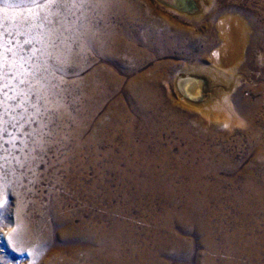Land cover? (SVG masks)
<instances>
[{"label": "bare ground", "instance_id": "1", "mask_svg": "<svg viewBox=\"0 0 264 264\" xmlns=\"http://www.w3.org/2000/svg\"><path fill=\"white\" fill-rule=\"evenodd\" d=\"M27 1L13 0L14 3H18L19 5ZM141 1L99 0L96 6L89 10L87 17L82 21L83 28L81 29L80 39L78 41L69 40L68 46H60L55 50L57 62L59 64L77 67V69L72 68L74 71L80 72L81 70L87 69V64L97 57L108 60L111 63V70L104 67L94 69L82 84L89 87V89H85L87 93H95L96 91L100 95H103L104 92L108 93V90L111 91V96L115 99L114 105L111 106V131L115 127L122 125L130 130V132H133L134 128H136L135 126L140 125L143 128V132L139 137L143 141L142 148L144 149L153 146L157 151L160 150L163 146L160 142L163 136H178L181 141L185 142V147H180L176 155L171 154L172 147L166 149V155H151L145 167H139L138 162L135 160L130 163L124 152L126 170L122 169L123 167L121 168L123 158L118 159L111 152V172L119 174L116 180L125 186L126 191H131L130 188H133L136 189V193H145L148 191L150 192L149 194L154 196H156V193L158 195L164 194L161 196L165 204L161 213L162 217L160 216L161 218H158L159 214L157 212L153 213L155 216L154 219L158 218L161 220L162 231L158 232L154 230L157 232L150 240L154 244L153 250H150L147 246L149 251L146 248L139 250L136 247L139 239L131 234L124 233V230H127L129 225L118 224L112 233H99V229L93 225L94 216H90L92 221H90L86 229L84 228V237H80L89 246L87 251H85L86 258L83 264H111V260L117 261L120 254L127 253L125 250L118 248V244L122 240L126 242V245H133L130 251L133 252L132 254L137 255H142V252H147L148 255L155 257L157 252H161V246L165 248V245L175 249V251L177 250L178 254L183 252L181 251L182 246H184L186 252H190L195 247H192L187 241L182 240L183 238H176L173 243L163 245L159 240V233L160 235L162 232L170 234L174 230L172 229L173 223L183 228V230L193 227L196 235L202 239L199 243L200 248L215 252L219 248L215 236L216 228H214L215 225L211 224L212 222L209 220V213L201 205L203 198L197 194L200 193L202 196L210 194L216 197L225 186L228 189L227 192H231V194L242 192L243 198L241 199L245 207L243 216L245 219H249L248 221L253 218L255 211L254 209L248 208L250 202L249 197L253 195L252 193H254V199L257 203L262 204L264 202V148L259 147L256 154L258 158L262 159V162L257 163V165H250V167L247 165L248 168L243 169L235 161L233 155L224 154L220 150V147H218L219 149L216 147L212 139L216 131L215 127L221 125L230 126L239 120L236 114L238 112L247 125H249L250 130L248 134L250 137H248L250 141L255 143L257 140V135L252 129V114L245 113L244 115L239 109H234L229 100L230 92H225L226 89L219 85V82L222 81L221 79L224 77L227 78V76L229 77L226 71H221L226 66V56L227 58L229 56L228 60L232 61L239 57L243 46V39L240 38L238 33L243 28H246L245 23L235 16L229 14L221 15L218 22L219 35L216 38H218V41L224 42L221 48H216L217 50L213 51L215 67L205 68L203 70V76L180 74L177 77L176 89L179 95L190 103L202 105L199 107L201 108L203 116L211 122V124H206L202 121L196 122L194 120L195 124H193L188 120L192 115L190 109L179 110L177 105L169 98L167 92L162 89L163 81L167 79V69H171V66L166 65V67L169 66L168 68L159 66L157 69H151L150 75L139 73V71L148 61L171 54H175L178 57L186 56L194 60H200V62L208 61L205 57L206 52L203 53V50L200 48L201 41L204 42L207 38H199L193 35L189 36L188 31L179 28L174 23L165 27L161 21L149 17L150 8L145 7ZM158 1L165 8L188 17L202 16L210 10H213L212 0ZM190 1L193 2L195 9H190L187 3ZM231 3L236 7L242 6L241 3L236 1ZM219 5L223 6L221 3ZM3 8L0 7V9ZM7 11L10 14H23L28 10L20 9L17 11L13 10V8H7ZM215 12L217 13V11L213 10V16ZM196 47H199V49L197 48L199 51H197ZM97 79H99L98 81L106 82L107 87L105 90H98L95 87L94 81ZM237 86L236 84L234 88H237ZM261 90L262 88L257 91L261 92ZM257 104L255 105L257 106ZM112 133L111 144L115 139V135L113 136ZM73 136L76 140H79L80 131H75ZM132 137H128L129 142ZM172 152L174 153V151ZM119 156L122 155L120 154ZM129 170L131 172H128ZM240 175L244 180H238ZM23 180L17 181L12 177H8L6 180L0 181V202H3V199L13 198V195L20 191L24 183ZM75 181L78 182V180ZM75 181L73 183H76ZM184 193L189 194L188 200L177 204L176 201ZM95 194L96 190L93 185L90 187L91 200L94 199ZM22 198L25 197L22 196ZM8 206L9 203L7 206L0 203V214H7L10 211ZM19 210H21V207ZM21 215L19 214L14 219L8 220L5 223L6 226L4 225L8 229H3V232L0 234V264H82L79 262L77 256L68 258L59 255L50 259L42 258L41 242L33 236V231L30 229L29 223L23 220V215ZM49 215L53 234L59 235L61 239L65 240L70 236L71 233H69V230H79V227L75 225V220L70 217L71 215L68 216L66 213L61 214L58 208L52 207ZM75 216H79L78 213ZM31 226L33 225L31 224ZM61 227L63 229L59 230ZM99 236L101 237L100 245ZM80 238L78 239L82 240ZM232 240L234 241L233 238L231 239L228 236V238H225L223 244L232 247L235 243ZM242 244L244 248L246 243ZM96 245H98V248L95 249L94 247ZM84 247L86 246L84 245ZM239 248L237 246L232 247L230 253L241 256L240 254L243 251ZM154 257L152 259H155ZM201 258V263H194L215 264V259H209L205 256ZM125 259L126 261H130L131 257ZM129 261L121 264H129ZM223 264L241 263L228 261Z\"/></svg>", "mask_w": 264, "mask_h": 264}, {"label": "rangeland", "instance_id": "2", "mask_svg": "<svg viewBox=\"0 0 264 264\" xmlns=\"http://www.w3.org/2000/svg\"><path fill=\"white\" fill-rule=\"evenodd\" d=\"M233 1L241 3L242 6H233V3H231ZM141 2L145 7L150 8L149 17L161 21L165 27L174 23L176 26H179V28L188 31L189 36L193 35L199 38H207L206 41H201L200 48L203 50V53L206 52L205 57L208 61L200 62V60H194L186 56L178 57L175 54H171L148 61L139 71V73L150 75L151 69H157L159 66H164V68L171 66V69H167V79L163 81L162 89L167 92L169 98L177 105L179 110L190 109L192 115L188 120L193 124H195V121H202L206 124H211V122L203 116L200 108L202 105L190 103L179 95L176 89L177 77L180 74L203 76V70L205 68L215 67L213 51L221 48L224 42H220L218 38H216L219 35L218 22L221 15L229 14L245 23L246 28H243V30L238 33L240 38L243 39V46L239 57L232 61L228 60L229 56L228 58L226 56V66L223 67L221 71H226L229 77L227 76V78L224 77L221 79L223 82L220 81L219 85L226 89L225 92H230L229 100L234 109H239L244 115L245 113L252 114V129L257 135V140L255 143L250 141V136L248 134L250 130L249 125H247L238 112L236 114L239 120L235 121L230 126L221 125L215 127L216 131L212 139L216 147H220V150H222L224 154L233 155L235 161L239 163L243 169L250 167V165L261 163L262 159L258 158L256 154L259 147L264 148V0H212V8L217 11V13L215 12L213 16V10H210V13L208 12L202 16L196 17H188L176 11L169 10L162 6L158 0H142ZM219 3L223 6H220ZM0 7L3 8L5 5L0 3ZM14 8L13 10L17 11L20 9L28 10V1ZM5 39H7V37H5ZM18 39L23 42L24 37L20 36ZM24 47L25 49H30L31 45H25ZM197 48L199 49V47H196V49ZM56 49L57 48H49L47 53H51L52 58L49 59L46 54L44 55V59L48 60L47 75L49 79L53 84H59L58 90H63L62 95L69 106V114L65 117L67 140L65 144L62 145L66 155L61 156L63 163L57 165V167L63 168L65 171L59 173V175L62 176V180L59 183L46 184L41 187L39 191L32 188L28 184L27 179H24V183L22 184L23 187L21 186L18 193L15 190L16 195L14 194L13 198L3 199V202L1 201L0 203L6 206L9 203L8 209L10 211L7 214H0V234L3 232V229H8V227H5V223H7L8 220H12L17 215L23 213V216L21 215L23 220L29 223L30 229L33 231H31L33 236L41 242L42 258L50 259L59 255L68 258L77 256L79 262L83 264L86 258L85 251L89 248L87 243L82 239L85 235L84 228L86 229L90 221H92L90 216H94L93 225L99 229V233H112L118 224H127L129 228H127L128 231L124 230V233L131 234L139 239L136 247L139 250H144L145 248L148 251L149 249L153 250L154 244L150 241L151 237L154 236L157 231H162V223L158 218L162 217L161 213L163 211V206H165L161 197L164 194L158 195V193H156V196H154L149 194L150 192L148 191L145 193H136V189L133 188H130L131 191H126L125 186L118 183L116 180L119 174L111 172V152L118 159L123 158L121 161V168L123 167L122 169L126 170L124 152L130 163L135 160L138 162L139 167H145L151 155H166V149L168 147H172L171 154L176 155L180 147H185V142L181 141L178 136H163L162 138L164 140L162 138L160 140L163 146L157 151L153 146H149L147 149L142 148L143 141L139 136L143 132V128L140 127V125H137L138 127L135 126L136 128H134L133 132H130V130L122 125L115 127L111 131V106L114 105L115 101L111 96V91L108 90V93L104 92L103 95H100L96 91L95 93H87L85 89H89V87L82 84L94 69L104 67L111 70V63L104 58L97 57L87 64V69L76 72L73 68L77 69V67L72 66V68L70 65L59 64L57 62L55 55ZM198 49L197 51H199ZM37 55H40V53L38 52ZM166 65L169 66L166 67ZM98 80L99 79L94 81L95 87H97L98 90H105L107 87L106 82L104 83ZM236 84L238 86L234 88ZM260 88H262V90L258 92L257 90ZM255 104H257V106ZM75 131H80L79 140H76L73 136ZM111 132H113V136L115 135L112 144ZM129 136H133L130 142ZM172 151H174V153ZM164 152L166 153L164 154ZM120 154L122 156H119ZM40 168L44 170L43 163L40 164ZM128 172L131 171L129 170ZM75 180H78V182ZM238 180L242 181L244 178L240 175ZM74 181L76 183H73ZM93 185L95 186L97 195L95 194L93 197L94 199L91 200L90 187ZM227 191L228 189L225 186L216 197L210 194L207 196H202L200 193L197 194L203 198L201 205L204 206L209 213V220L212 222L211 224L215 225L214 228H216L215 236L219 248L215 252L200 248L199 243L202 239L196 235L193 227L183 230V228L173 223L172 229L174 230H172L170 234L162 232L160 235L159 233V240L163 245L166 243H173L176 238H183L182 240L187 241L192 247H195L190 250V252H186V249L182 246V255L181 252L178 254L175 249L167 247L166 245L164 248L160 245L161 252H157L155 257L148 255L147 252H142V255H137L132 254L133 252L130 251L133 245H126V242L122 240L118 244V248L125 250L127 253L120 254L121 257L119 256L117 261L111 260V264L127 262L129 261H126L125 258L127 257H131L129 264H195L202 262V256L215 259V264H223L228 261L239 262L241 264H264V202L262 204L257 203L254 199V193H252L253 195L249 197L250 202L248 201V208L254 209L255 211L253 218L248 221L249 219L247 220L243 216L245 209L241 199L243 198V193L237 192L231 194V192ZM22 196L25 198H22ZM188 196L189 194L187 195V193H184L179 197L176 203L181 204L185 202L188 200ZM20 207L21 210H19ZM52 207L58 208L61 214L66 213L68 216L71 215L70 217L75 220V225L79 227V230H69L71 237L68 236V238L63 240L59 235L53 234L49 218ZM155 212L159 214L157 219H154L155 216L153 213ZM75 213H78L79 216L76 217ZM31 224L33 226H31ZM62 229L61 227L59 230ZM228 236L234 239V241H232L235 243L232 247H240L239 249L243 251L242 254H240L241 256L231 254L230 249L232 247L223 244L225 238H228ZM98 239H100V245L101 237L99 236ZM242 243H246L244 248ZM84 245L86 247H84ZM146 246L149 247V249H147ZM94 248H98V245ZM152 257L155 259H152Z\"/></svg>", "mask_w": 264, "mask_h": 264}, {"label": "snow or ice", "instance_id": "3", "mask_svg": "<svg viewBox=\"0 0 264 264\" xmlns=\"http://www.w3.org/2000/svg\"><path fill=\"white\" fill-rule=\"evenodd\" d=\"M98 2L28 0V11L10 14L7 8L19 4L0 0L6 5L0 9V181L27 179L39 191L62 180L59 173L65 169L57 165L66 155L62 145L67 140L69 106L59 84L47 75L44 55L49 48L78 41L82 21Z\"/></svg>", "mask_w": 264, "mask_h": 264}, {"label": "water", "instance_id": "4", "mask_svg": "<svg viewBox=\"0 0 264 264\" xmlns=\"http://www.w3.org/2000/svg\"><path fill=\"white\" fill-rule=\"evenodd\" d=\"M187 3H188V5L190 6V9H195V8H194V5H193V2L190 1V2H187Z\"/></svg>", "mask_w": 264, "mask_h": 264}]
</instances>
